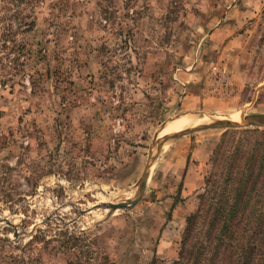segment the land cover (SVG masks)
<instances>
[{
    "label": "rangeland",
    "instance_id": "1",
    "mask_svg": "<svg viewBox=\"0 0 264 264\" xmlns=\"http://www.w3.org/2000/svg\"><path fill=\"white\" fill-rule=\"evenodd\" d=\"M44 1L14 37L42 40L38 68L64 81L33 91L25 62L4 65L26 46L2 47L15 1L0 0V264H171L230 129L170 141L131 208L99 205L133 197L165 122L159 137L193 126L167 128L184 117L264 114V0H113L107 23L95 0H65V22Z\"/></svg>",
    "mask_w": 264,
    "mask_h": 264
},
{
    "label": "trees",
    "instance_id": "2",
    "mask_svg": "<svg viewBox=\"0 0 264 264\" xmlns=\"http://www.w3.org/2000/svg\"><path fill=\"white\" fill-rule=\"evenodd\" d=\"M14 1L3 16L2 47L7 48L10 43L9 50L16 51L25 46L26 49L6 55L4 65L11 71H19L18 65L22 68L25 62L26 67L21 70L30 90L35 91L41 77L52 75L56 86L60 85L64 81L62 75L55 76L49 68L47 72L38 68L42 63L37 65V61L45 59L47 47L39 46L35 49L37 54L32 47L43 44V41L14 37L17 32L33 30L39 13L35 8L45 1ZM64 1L51 0L49 3L56 12L53 16L60 18L61 22H65ZM95 1L98 19L109 22L113 16L110 11L113 0ZM23 4L25 7H21ZM55 28L57 32L62 30L59 25ZM27 62H33L32 68ZM45 65L49 67L50 62ZM179 245L178 256L171 264H264V128L230 129L223 133L213 149L203 191L196 195L194 209L186 218ZM32 261L36 258L30 259L29 263ZM22 262L26 260L19 255L13 257L10 264Z\"/></svg>",
    "mask_w": 264,
    "mask_h": 264
},
{
    "label": "water",
    "instance_id": "3",
    "mask_svg": "<svg viewBox=\"0 0 264 264\" xmlns=\"http://www.w3.org/2000/svg\"><path fill=\"white\" fill-rule=\"evenodd\" d=\"M185 114H188V113H185ZM194 114H200V113H194ZM180 115H184V114H180ZM180 115H176L168 121H171L179 117ZM164 124L160 126L158 133H157L156 141L149 150L146 164L144 166V169L142 171L140 178L138 179L136 190L134 191L133 197L128 200H124L120 202H108V203L101 204L99 206L107 207L109 209V213H112L113 211L117 209L126 210V209L131 208L138 201L139 197L141 196V194L143 193L146 187L152 160L154 159L156 154L170 141L175 140L185 134H189V133L201 131V130L264 127V114L255 113V114L242 115V117L240 118V121L238 122L230 119L228 116H220L219 118L214 119L210 122L197 125L194 127H188L185 129L174 131L165 136L159 137L158 135L162 131ZM6 223L10 224V221L6 220Z\"/></svg>",
    "mask_w": 264,
    "mask_h": 264
},
{
    "label": "bare ground",
    "instance_id": "4",
    "mask_svg": "<svg viewBox=\"0 0 264 264\" xmlns=\"http://www.w3.org/2000/svg\"><path fill=\"white\" fill-rule=\"evenodd\" d=\"M190 115V114H189ZM188 115V116H189ZM194 114H191V116H193ZM183 117V116H182ZM216 119V118H215ZM211 120V119H210ZM214 120V119H213ZM233 120V119H232ZM203 121V117H184V118H180V119H178V120H176V121H174V122H172L170 125H168L167 126V128H169V127H173V126H178V127H180V126H184V127H186V126H188V125H193V126H191V127H194V126H197V125H201V124H204V123H206V122H204V123H200V122H202ZM234 121H236V120H234ZM238 122V121H237ZM166 128V129H167ZM165 129H163V131H164ZM167 132V131H166ZM166 132H164V133H166ZM174 132V131H173ZM163 133V134H164ZM171 133V132H170ZM167 134H169V133H166V134H164V135H162V136H165V135H167Z\"/></svg>",
    "mask_w": 264,
    "mask_h": 264
},
{
    "label": "built area",
    "instance_id": "5",
    "mask_svg": "<svg viewBox=\"0 0 264 264\" xmlns=\"http://www.w3.org/2000/svg\"><path fill=\"white\" fill-rule=\"evenodd\" d=\"M215 69H217V67H216V66H213V70H215ZM212 72H213V71H212ZM213 73H214V72H213ZM218 73L221 74L220 76H218V78L221 77V76H222V78H223V73L220 72L219 70H218ZM223 80H224V78H223Z\"/></svg>",
    "mask_w": 264,
    "mask_h": 264
}]
</instances>
